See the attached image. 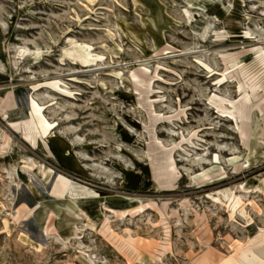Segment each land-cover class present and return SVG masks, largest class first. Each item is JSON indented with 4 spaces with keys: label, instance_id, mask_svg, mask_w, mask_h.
<instances>
[{
    "label": "rangeland",
    "instance_id": "obj_1",
    "mask_svg": "<svg viewBox=\"0 0 264 264\" xmlns=\"http://www.w3.org/2000/svg\"><path fill=\"white\" fill-rule=\"evenodd\" d=\"M125 78L132 106L116 95ZM0 90L18 101L0 112V143L7 134L21 159L36 163L24 172L46 201L60 174L122 193L114 161L130 166L127 150L159 184L137 192L153 202L137 215L108 212L102 197L74 198L91 225L61 224L65 209L51 204L46 233L33 213L37 191L17 161L0 159V264H130L152 256L147 244L167 241L166 263L190 264L208 243L230 254L264 234V122L242 121L255 109L264 117V0H0ZM114 119L141 147L118 138ZM54 130L90 179L39 151ZM46 167L53 174L44 185ZM203 169H212L209 183L194 178Z\"/></svg>",
    "mask_w": 264,
    "mask_h": 264
},
{
    "label": "bare ground",
    "instance_id": "obj_2",
    "mask_svg": "<svg viewBox=\"0 0 264 264\" xmlns=\"http://www.w3.org/2000/svg\"><path fill=\"white\" fill-rule=\"evenodd\" d=\"M250 15L244 14L238 16L239 19H243L245 21L249 20ZM230 73L229 71H225L224 75ZM121 83L124 86L123 91H116V95L122 98V101L129 106L134 104L135 98L132 95V85L130 84L128 79H122ZM1 92V90H0ZM226 100L231 104L230 107L226 106V111L233 112L234 101L226 98ZM18 106V101H16L14 97V93L10 90L5 96H0V112L6 116L8 112L13 111ZM226 112L225 110H222ZM126 118L132 122L133 124H138L132 116H129L127 113L125 114ZM244 116L242 121L248 122L249 124L255 123L258 121L264 122V117L260 115L257 109H255L250 117ZM114 124L117 129L118 138L122 142H128L134 146H140L143 144V141L140 140L135 133L129 128L124 127L117 119H114ZM240 127V126H239ZM46 129L44 128V131ZM243 132V131H241ZM4 142L0 143V159L4 162H18L19 166L22 167V170L18 169L19 175L25 180L29 188H32L34 191L38 193V206L34 210V216L36 217V221L41 229H43L46 233L49 231L46 226V221L50 217L51 204H54L55 207H63L65 209V216H58L57 220L61 221V224H66L71 221L82 220L87 224H92L89 220L84 218V214L82 211L77 209V202L74 201V198H83V197H91V198H99L102 197L104 200V207L108 212H115L118 215H124L125 213L137 215L143 208L151 204L153 202L147 201L145 202L143 199H140L137 196L138 191L147 190V191H157L159 190V184L155 182L152 172L150 170L149 164L146 160L140 159L134 153L127 150L131 165L123 166L118 162L114 161V165L118 168L122 174V180L118 183L116 189L120 188L122 193H111L106 192L104 190H98L92 188L90 186H86L85 184H81L71 178L66 177L63 174H60L58 179L53 185L52 194L54 195L53 200L46 201L43 195L39 192L33 180L30 178L28 173H25L24 170L27 168L32 169L36 163L32 160L21 159L20 154L17 152V149L14 145L10 144L9 136L5 134ZM44 142L42 143L41 139L39 140V151L49 153L53 158H57V162L63 167H66L67 170L83 179H90V172L87 171L85 166H82L79 160V157L75 154L71 143H69L59 132L58 130L52 131L50 134H45ZM7 144V145H6ZM86 148L93 149L97 147L96 142H86ZM118 148L121 150H125L122 146L118 145ZM126 151V150H125ZM243 155H232L228 158L229 162H235L242 160ZM219 155L216 154L214 159L217 160ZM65 168V169H66ZM212 169H203L196 176L199 182L206 183L212 177L210 176V172ZM45 177L43 178V183L46 185L47 180L52 176V169L46 167L44 170ZM209 183V182H207ZM238 201L241 200V196H237ZM168 201H164L162 203V208H159L160 213L162 214V221L166 222V219L169 215L166 212L168 207ZM14 218H16L13 215ZM167 228L166 234L169 235L170 229L167 224H165ZM29 237V236H28ZM258 240L255 247H247L243 249L236 250L230 254L223 253L219 250H214L211 245L207 244V249L198 254H192L190 258V264H264V234H259L256 237ZM29 240L32 245H34L38 250L42 248V245L34 242L30 237ZM200 240L204 241L202 237ZM162 248L153 247L151 244H147L145 250L150 254L144 253L140 254L137 260H130V264H168L165 261L163 256V252L165 250H169L171 248L170 243L167 241L162 243Z\"/></svg>",
    "mask_w": 264,
    "mask_h": 264
}]
</instances>
